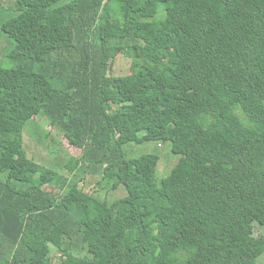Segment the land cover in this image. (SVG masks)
Returning <instances> with one entry per match:
<instances>
[{"label": "trees", "instance_id": "16d2710c", "mask_svg": "<svg viewBox=\"0 0 264 264\" xmlns=\"http://www.w3.org/2000/svg\"><path fill=\"white\" fill-rule=\"evenodd\" d=\"M13 12L0 7L12 64L0 65V264H53L52 249L58 264H259L264 0H15ZM120 56L129 72L113 76ZM35 117L80 154L37 160L23 134ZM34 137L50 149L49 133ZM150 142L179 157L162 179L158 156L132 151ZM95 174L126 195L86 192ZM61 176L63 194L48 191Z\"/></svg>", "mask_w": 264, "mask_h": 264}, {"label": "rangeland", "instance_id": "374dc122", "mask_svg": "<svg viewBox=\"0 0 264 264\" xmlns=\"http://www.w3.org/2000/svg\"><path fill=\"white\" fill-rule=\"evenodd\" d=\"M14 4L15 0H0L1 15L4 20L15 15L13 12ZM1 37L3 38V36ZM4 44L7 47V42L2 41L0 38V59L2 58V55L5 51ZM130 63L131 61L128 58L121 56L118 57L113 63L111 74L113 76H121L127 74L129 72ZM0 65L7 68L12 67V64L9 62V60L5 58H3L2 61L0 60ZM42 132H47L50 135V139H46L45 141V144L49 146L50 149L43 148L44 146L39 145L35 141L34 136L39 135ZM23 134L26 135L27 144L29 145L31 151H33L34 156L37 158V160H43L44 162L56 160L65 164L68 161L69 156L76 157L80 154L79 150L70 145L68 140L60 131L47 124L45 119L42 117H35L28 121ZM50 150L51 153L53 152L52 155L55 158L49 153ZM132 151L137 156L142 154H154L159 157V162L157 165L158 179L166 177L179 158L178 156L172 154L170 145L168 143L159 144L157 142H150L139 145L137 147H132ZM43 165L46 167L55 168L54 166L49 164ZM98 175L99 174L87 175L85 182H80L79 185L82 186L86 192L92 193L94 195L99 194L102 197H105L108 202L124 197L126 195V191L122 185H119L116 189L112 190L108 187H105V183L97 185L96 182L99 179ZM66 182L65 178L63 177L57 178L52 186H47V190L53 192L56 195H62ZM254 227L255 235L264 240V225L254 223ZM50 256L53 264L59 263L60 257L58 252H55L54 249H52ZM259 264H264V254L260 258Z\"/></svg>", "mask_w": 264, "mask_h": 264}]
</instances>
